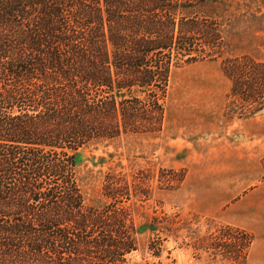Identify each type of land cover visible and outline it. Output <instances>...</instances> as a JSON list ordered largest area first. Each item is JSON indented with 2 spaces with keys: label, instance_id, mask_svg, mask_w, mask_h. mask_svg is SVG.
<instances>
[{
  "label": "trees",
  "instance_id": "obj_1",
  "mask_svg": "<svg viewBox=\"0 0 264 264\" xmlns=\"http://www.w3.org/2000/svg\"><path fill=\"white\" fill-rule=\"evenodd\" d=\"M259 10L257 0H0V264L132 254L125 201L86 203L84 152L160 139L171 74L192 64L221 61L234 117L263 111L264 64L230 50L241 39L232 22Z\"/></svg>",
  "mask_w": 264,
  "mask_h": 264
},
{
  "label": "rangeland",
  "instance_id": "obj_2",
  "mask_svg": "<svg viewBox=\"0 0 264 264\" xmlns=\"http://www.w3.org/2000/svg\"><path fill=\"white\" fill-rule=\"evenodd\" d=\"M257 3L260 13L232 22L241 39L230 50L264 64ZM231 90L221 61L174 69L160 139L124 136L84 152L87 205L125 201L133 223L136 250L106 264H264V110L234 117ZM118 163L125 171L110 175ZM109 182L121 189L113 200Z\"/></svg>",
  "mask_w": 264,
  "mask_h": 264
}]
</instances>
